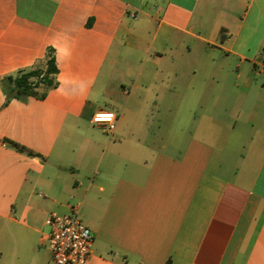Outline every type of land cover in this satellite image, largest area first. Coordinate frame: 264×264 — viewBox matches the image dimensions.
I'll use <instances>...</instances> for the list:
<instances>
[{"label": "crops", "instance_id": "crops-1", "mask_svg": "<svg viewBox=\"0 0 264 264\" xmlns=\"http://www.w3.org/2000/svg\"><path fill=\"white\" fill-rule=\"evenodd\" d=\"M75 205L87 264H264V0H0V264Z\"/></svg>", "mask_w": 264, "mask_h": 264}, {"label": "built area", "instance_id": "built-area-1", "mask_svg": "<svg viewBox=\"0 0 264 264\" xmlns=\"http://www.w3.org/2000/svg\"><path fill=\"white\" fill-rule=\"evenodd\" d=\"M97 114L111 115L112 119L97 121ZM97 114L93 117V123L105 125L113 133L117 115L110 112ZM80 213L81 205H75L70 213L48 215L45 223L47 231L43 236L52 256L49 264H87L93 256L94 237L91 229L81 220Z\"/></svg>", "mask_w": 264, "mask_h": 264}, {"label": "trees", "instance_id": "trees-1", "mask_svg": "<svg viewBox=\"0 0 264 264\" xmlns=\"http://www.w3.org/2000/svg\"><path fill=\"white\" fill-rule=\"evenodd\" d=\"M224 39V37H223ZM57 73L56 61L53 56L48 61L47 70L43 73L42 71L36 70L29 73H24L16 78H9L4 81V84H9L13 87L12 97L17 99H24L27 97L44 98L45 92L39 93L38 89L40 86L50 88L54 85L53 79L50 77ZM14 149L20 153H25L30 156H34L35 153L28 150L26 147L17 143L7 140Z\"/></svg>", "mask_w": 264, "mask_h": 264}, {"label": "rangeland", "instance_id": "rangeland-1", "mask_svg": "<svg viewBox=\"0 0 264 264\" xmlns=\"http://www.w3.org/2000/svg\"><path fill=\"white\" fill-rule=\"evenodd\" d=\"M134 60H133V62H132V68H134L135 70H138L139 69V65H137L135 62V60H136V56H134ZM122 68H123V66L121 65V62H120V64H119V70H122ZM110 84H113V86L112 87H110V91H112V92H114V91H116V88H115V85L117 86V90L118 91H120V86L118 85V83L116 82V80H112L111 82H110ZM126 97L125 96H122L121 97V100H120V103H121V105L122 106H124L125 105V103H126ZM105 104H103V106H104ZM156 115V114H155ZM154 129L156 130V126L154 125ZM191 130H193V129H191ZM159 146V145H158ZM172 149L171 148H168L167 149V151H171Z\"/></svg>", "mask_w": 264, "mask_h": 264}, {"label": "clouds", "instance_id": "clouds-1", "mask_svg": "<svg viewBox=\"0 0 264 264\" xmlns=\"http://www.w3.org/2000/svg\"><path fill=\"white\" fill-rule=\"evenodd\" d=\"M99 117H109V118L108 119H99ZM111 119H112L111 115L97 114V116L95 117V120H97V121H108Z\"/></svg>", "mask_w": 264, "mask_h": 264}, {"label": "snow or ice", "instance_id": "snow-or-ice-1", "mask_svg": "<svg viewBox=\"0 0 264 264\" xmlns=\"http://www.w3.org/2000/svg\"><path fill=\"white\" fill-rule=\"evenodd\" d=\"M109 117H99V119H108Z\"/></svg>", "mask_w": 264, "mask_h": 264}]
</instances>
